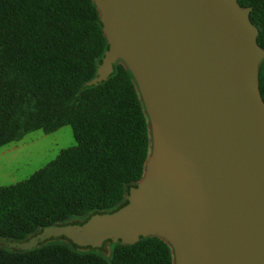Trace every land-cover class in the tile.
Instances as JSON below:
<instances>
[{
    "label": "water",
    "instance_id": "1",
    "mask_svg": "<svg viewBox=\"0 0 264 264\" xmlns=\"http://www.w3.org/2000/svg\"><path fill=\"white\" fill-rule=\"evenodd\" d=\"M108 48L96 77L121 62L149 121L142 178L112 213L47 227L12 247L64 236L77 246L167 243L173 264H264V50L236 0H92Z\"/></svg>",
    "mask_w": 264,
    "mask_h": 264
},
{
    "label": "trees",
    "instance_id": "2",
    "mask_svg": "<svg viewBox=\"0 0 264 264\" xmlns=\"http://www.w3.org/2000/svg\"><path fill=\"white\" fill-rule=\"evenodd\" d=\"M236 1L250 7L264 50V0ZM107 48L92 0H0V147L63 126L75 142L26 179L0 186V264H173L157 237L92 248L60 235L27 250L11 246L118 210L142 178L150 128L131 73L117 62L105 81L88 85ZM258 82L264 101V59Z\"/></svg>",
    "mask_w": 264,
    "mask_h": 264
},
{
    "label": "rangeland",
    "instance_id": "3",
    "mask_svg": "<svg viewBox=\"0 0 264 264\" xmlns=\"http://www.w3.org/2000/svg\"><path fill=\"white\" fill-rule=\"evenodd\" d=\"M74 144L71 127L63 126L50 134L34 131L0 147V186L26 179Z\"/></svg>",
    "mask_w": 264,
    "mask_h": 264
},
{
    "label": "crops",
    "instance_id": "4",
    "mask_svg": "<svg viewBox=\"0 0 264 264\" xmlns=\"http://www.w3.org/2000/svg\"><path fill=\"white\" fill-rule=\"evenodd\" d=\"M38 131H40V130H38ZM42 132V131H41ZM21 140V139H20ZM17 142V141H16ZM12 143V142H11Z\"/></svg>",
    "mask_w": 264,
    "mask_h": 264
}]
</instances>
